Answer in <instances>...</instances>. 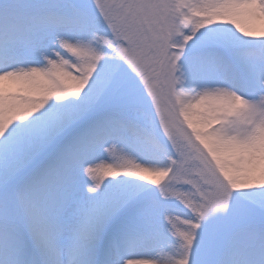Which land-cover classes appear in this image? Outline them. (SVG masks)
<instances>
[{
  "label": "snow or ice",
  "instance_id": "1",
  "mask_svg": "<svg viewBox=\"0 0 264 264\" xmlns=\"http://www.w3.org/2000/svg\"><path fill=\"white\" fill-rule=\"evenodd\" d=\"M0 264H264V0H0Z\"/></svg>",
  "mask_w": 264,
  "mask_h": 264
}]
</instances>
